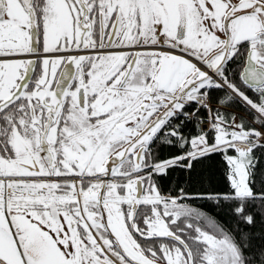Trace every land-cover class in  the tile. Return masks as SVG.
Segmentation results:
<instances>
[{"label": "snow or ice", "instance_id": "1", "mask_svg": "<svg viewBox=\"0 0 264 264\" xmlns=\"http://www.w3.org/2000/svg\"><path fill=\"white\" fill-rule=\"evenodd\" d=\"M0 264H264V0H0Z\"/></svg>", "mask_w": 264, "mask_h": 264}, {"label": "trees", "instance_id": "2", "mask_svg": "<svg viewBox=\"0 0 264 264\" xmlns=\"http://www.w3.org/2000/svg\"><path fill=\"white\" fill-rule=\"evenodd\" d=\"M223 93L220 92H213L214 97H220L223 96ZM251 95V93H249ZM213 103H216V100H213ZM225 107H228L225 105ZM228 111L230 112H240L243 113V110L239 107H229ZM250 119V118H249ZM191 132L192 135H196V128L189 124L188 127L185 129V133ZM203 185L197 184L196 189L199 191H224L226 188V185L223 180L222 176V168L219 163V158H214V160L210 163H206L203 167ZM179 181L180 184H183V179L181 178V174L179 170L170 178H166L162 181L163 188L165 192H167L168 189L175 187V182ZM178 190V189H177ZM200 206L203 211L206 213H210L213 216H216L217 213H219V219L222 220H230L231 217L227 214V209H217L213 206V204L209 201H197L193 204V206Z\"/></svg>", "mask_w": 264, "mask_h": 264}]
</instances>
